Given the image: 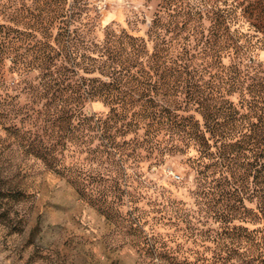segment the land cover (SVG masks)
Returning <instances> with one entry per match:
<instances>
[{
    "label": "trees",
    "instance_id": "trees-1",
    "mask_svg": "<svg viewBox=\"0 0 264 264\" xmlns=\"http://www.w3.org/2000/svg\"><path fill=\"white\" fill-rule=\"evenodd\" d=\"M2 1L0 125L24 142L26 155L66 175L84 197L89 185L81 173L71 177L58 159L59 143L51 142H79V132L87 131L91 142H102L103 149L91 150L98 160L121 161L131 142L150 151L159 142H177L172 149L197 151L190 160L200 187L249 195L245 215L231 207L227 218L241 222L232 229L231 251L240 249L242 232L253 241L264 238V62L252 61L257 43L240 29L242 21L264 29V0H232L233 10L161 0L144 35L104 26L93 0ZM205 18L211 21L207 35ZM182 30L202 34L215 72L190 66L174 52L167 35ZM228 56L234 59L226 65ZM95 102L108 108L105 116L86 112ZM93 201L105 209L104 197ZM142 242L153 259L172 263L158 241Z\"/></svg>",
    "mask_w": 264,
    "mask_h": 264
},
{
    "label": "rangeland",
    "instance_id": "rangeland-1",
    "mask_svg": "<svg viewBox=\"0 0 264 264\" xmlns=\"http://www.w3.org/2000/svg\"><path fill=\"white\" fill-rule=\"evenodd\" d=\"M93 1L104 26L126 27L136 35L147 32L161 2ZM180 1L194 8L233 10L232 0ZM23 4L33 2L22 0ZM203 24L207 35L211 21L205 18ZM241 26L257 43L252 61L264 62V29L258 31L247 21ZM167 40L188 65L200 70L212 66L209 70L216 71L211 56L204 53L208 49L201 33L189 37L186 30L171 32ZM233 59L224 58V64ZM86 112L105 116L108 108L95 102L87 105ZM79 133V142L51 143H59L58 159L71 170V177L81 173L89 185L84 197L66 181V175L26 155L24 142H15L0 125V264H166L150 256L144 238L163 246L173 260L167 264H264L261 235L253 241L242 232L237 240L240 249L231 251L236 247L232 229L241 222L227 218L231 207L245 215L243 205L249 206V195L235 197L200 187L190 160L197 155L195 149H172L177 142L166 140L150 151L146 144L140 148L141 142H131L123 147V161L119 156L98 160L91 150L103 149L102 142H91L87 131ZM100 197L106 200L103 210L93 201ZM239 198L244 201L236 202ZM258 243L262 253L255 251Z\"/></svg>",
    "mask_w": 264,
    "mask_h": 264
}]
</instances>
